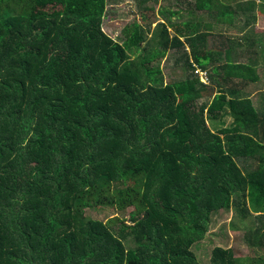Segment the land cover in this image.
Returning a JSON list of instances; mask_svg holds the SVG:
<instances>
[{"label":"trees","instance_id":"1","mask_svg":"<svg viewBox=\"0 0 264 264\" xmlns=\"http://www.w3.org/2000/svg\"><path fill=\"white\" fill-rule=\"evenodd\" d=\"M168 1L142 47L139 24L102 30L103 0H0V264H264V105L240 93L264 34L206 50L252 3ZM232 209L248 254L208 236Z\"/></svg>","mask_w":264,"mask_h":264},{"label":"rangeland","instance_id":"2","mask_svg":"<svg viewBox=\"0 0 264 264\" xmlns=\"http://www.w3.org/2000/svg\"><path fill=\"white\" fill-rule=\"evenodd\" d=\"M225 3H232L234 1L237 2H244L245 0H222ZM102 2V1H101ZM249 2L252 3V9L249 11V13L251 14H255V19L252 17H249V22L248 25H243V18L238 19V22L235 21L234 24L232 25H227V24H216L217 28L214 30H208L207 32V36H209L208 39V43H207V49H214L217 47V44H219L220 42L218 40H223V37L225 39H231L233 37H235L238 33L239 35H242V29H252L253 32L255 34L258 35H263L264 34V9H261L260 6L261 4L264 3V0H249ZM100 3V1H99ZM146 1L145 3H138L134 0H126L120 3H117L116 1H110V0H103V13H102V30L111 38H114L115 40H121L122 39V29L125 26H129L133 23L135 24H139L141 26V32H142V36H143V41L141 43V46H145L146 44H150L151 46V41L157 38L156 34L158 33L159 29H160V25H157L156 22H160L161 18L159 16L158 18V14H157V7H163V8H167V7H172L173 9L178 8V5L172 3V1H168V0H162L160 1V5H154L155 9L153 13L149 12V9L147 10L148 7H150V3ZM191 4L193 5V3L191 2ZM187 5V0L186 2L182 3L180 8L185 7ZM148 6V7H147ZM156 14V15H155ZM194 12L192 13H179L178 16H173L172 19L175 20L176 22H181L183 20H189L192 16H193ZM157 16V20L156 22H154L153 20L155 19V17ZM150 21H152V23H150ZM156 25V26H155ZM228 27L230 28V30H225L223 28ZM215 28V27H214ZM171 33H172V29ZM200 30H207V29H200ZM233 31H235L233 33ZM233 33V34H231ZM155 34V35H154ZM230 34V35H229ZM215 35V36H213ZM216 41L217 44L216 46H210L209 43ZM155 43V42H154ZM186 50L188 51V47L186 45ZM223 49V47H222ZM131 54V53H130ZM135 53L132 52V54L130 55V58H134ZM166 57H162L161 59H159V64L162 67L163 70V74L166 77L169 76V72L174 71L176 65H174V69L171 70L172 66V60H169L168 58L165 60ZM177 71V69H175ZM201 78L203 81H205L206 83L207 81V77L204 74H200ZM257 87L252 86V89H256ZM202 102V101H201ZM200 104V103H199ZM102 210V209H101ZM131 210V208L129 209ZM128 211L126 212H117L118 214H120L123 217H128ZM115 212L113 211L112 208H105L102 211L99 210H91L88 211V217H91L92 219H100V220H106L108 215L114 216ZM234 210H230V211H222L220 213L219 216H217L213 222V224L210 227V233L208 234L209 238H211V234H215V240H214V244H221L224 245V247L227 246H232L233 248H235L238 251V244H239V239L242 236V232H240V230H234L231 226H228V223L231 221V219H233L234 217ZM225 224V228H221L219 227L220 224ZM223 231V233L220 234V236L216 235V232H220ZM225 232V233H224ZM208 240V239H207ZM207 240H205L204 242H206ZM210 247L209 246H201L198 249H194L197 252L201 253L202 252V257L201 260L202 262H208V254H209V250ZM240 250V248H239ZM252 252L251 249L242 246L241 251H238L239 254H248ZM255 263H262V259L260 257H254L253 258ZM260 263V264H261Z\"/></svg>","mask_w":264,"mask_h":264},{"label":"crops","instance_id":"3","mask_svg":"<svg viewBox=\"0 0 264 264\" xmlns=\"http://www.w3.org/2000/svg\"><path fill=\"white\" fill-rule=\"evenodd\" d=\"M159 3L158 5H160ZM213 29L215 30L216 28H213ZM223 29L230 30V28L228 27H225ZM216 44H217L216 41L209 43L210 46H215ZM249 50L250 49L247 48V51ZM257 54L258 56L256 55V58H257L256 61L258 63V68H260L258 71H259V76L261 77V79L260 80L258 79L255 83H249L244 88H241L240 93L242 95H247V97L251 99L252 103L257 108H259L264 105V75L262 76L264 72V52L258 51ZM252 86L257 87V88L252 89ZM199 102H201V99ZM216 122H225V124H228L229 122H232V117L229 114H226L224 117L223 116L221 117V120L219 117H217Z\"/></svg>","mask_w":264,"mask_h":264},{"label":"built area","instance_id":"4","mask_svg":"<svg viewBox=\"0 0 264 264\" xmlns=\"http://www.w3.org/2000/svg\"><path fill=\"white\" fill-rule=\"evenodd\" d=\"M201 73L204 74L203 72H200V74H201Z\"/></svg>","mask_w":264,"mask_h":264}]
</instances>
